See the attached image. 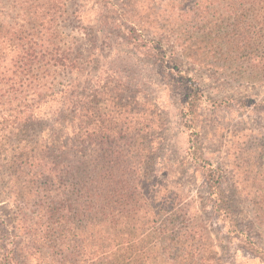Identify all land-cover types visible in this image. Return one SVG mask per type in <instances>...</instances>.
Masks as SVG:
<instances>
[{
	"label": "trees",
	"instance_id": "16d2710c",
	"mask_svg": "<svg viewBox=\"0 0 264 264\" xmlns=\"http://www.w3.org/2000/svg\"><path fill=\"white\" fill-rule=\"evenodd\" d=\"M100 1L175 85L187 128L204 97L194 65L264 82V0ZM67 6L0 0V168L18 202L0 220V264H222L207 207L264 264V132L245 136L230 178L204 170L201 201L171 188L150 173L162 128L136 96L139 66L117 54L95 71L101 54L66 31Z\"/></svg>",
	"mask_w": 264,
	"mask_h": 264
},
{
	"label": "rangeland",
	"instance_id": "374dc122",
	"mask_svg": "<svg viewBox=\"0 0 264 264\" xmlns=\"http://www.w3.org/2000/svg\"><path fill=\"white\" fill-rule=\"evenodd\" d=\"M67 3L66 31L76 36L79 44L96 47L101 54L94 70L106 68L108 63L118 66V63H113L117 54L125 58L122 66H139L137 74L141 76L139 80L144 93L136 96L141 102L155 103L162 128L163 139L155 152L157 165L151 175L173 189H182L185 196H193L197 201L208 194L204 170L225 168L230 178L231 163L242 160L237 154L245 136L257 130L264 132V102L260 103L264 97V82L223 80L220 71L194 65L193 72L202 86L204 97L197 107L195 127L187 128L182 123L175 85L163 80L152 60L140 53L143 49L133 48L123 40L119 31H122V24L129 25V22L122 20L112 6L108 7L100 0H67ZM91 35H98L100 39L89 43L87 40ZM244 96H250V99ZM244 104H248L246 108H242ZM7 182L5 171L0 168V220L14 216L13 211L18 204L11 184ZM221 191L223 193V181ZM239 207H235L236 213ZM200 216L209 221L208 230L218 245L222 264H262L258 260H248L250 254L237 239L229 238L223 220L212 214L208 207L200 212ZM239 216L243 218L242 213Z\"/></svg>",
	"mask_w": 264,
	"mask_h": 264
}]
</instances>
